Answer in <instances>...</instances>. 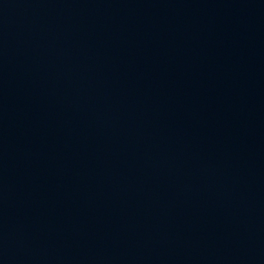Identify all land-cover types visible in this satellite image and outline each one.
<instances>
[{
    "label": "water",
    "instance_id": "1",
    "mask_svg": "<svg viewBox=\"0 0 264 264\" xmlns=\"http://www.w3.org/2000/svg\"><path fill=\"white\" fill-rule=\"evenodd\" d=\"M0 264H264V0H0Z\"/></svg>",
    "mask_w": 264,
    "mask_h": 264
}]
</instances>
